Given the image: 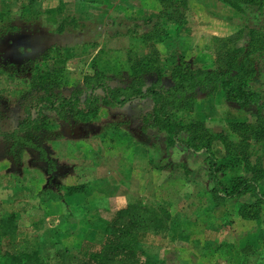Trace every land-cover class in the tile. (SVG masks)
<instances>
[{"label":"rangeland","instance_id":"374dc122","mask_svg":"<svg viewBox=\"0 0 264 264\" xmlns=\"http://www.w3.org/2000/svg\"><path fill=\"white\" fill-rule=\"evenodd\" d=\"M0 11L2 133L26 117L35 75L57 68L53 57L42 59L48 50H71L63 52L57 91L68 96L82 89L83 101L89 93L84 77L95 68L108 85L121 88L134 79L152 85L158 70L168 88L181 61L192 71L215 70L219 56L246 45L247 28L264 32V5L261 12L255 6L238 12L221 0H0ZM255 67L248 86L263 97L264 56ZM259 104L241 108L218 89L198 93L192 108L169 112L184 126L203 124L224 145L246 140L250 163L260 160L264 169V137L257 138L255 128L264 118ZM152 111L145 98L116 108L99 101L94 113L67 122L47 113L35 142L54 162L50 172L36 151L12 152L0 135V220L15 215L21 239L51 261L57 251L76 254L86 241L99 243L117 209L141 202L168 224L166 233L141 240L150 264H264V205L258 221L238 215L242 204L254 201L249 194L216 206L206 155L181 145L167 149L164 134L144 124ZM232 163L228 177H251L239 159ZM259 191L264 196V179Z\"/></svg>","mask_w":264,"mask_h":264},{"label":"trees","instance_id":"16d2710c","mask_svg":"<svg viewBox=\"0 0 264 264\" xmlns=\"http://www.w3.org/2000/svg\"><path fill=\"white\" fill-rule=\"evenodd\" d=\"M221 1L238 12L242 10V6H255L261 12L264 5V0ZM4 12L0 11V20ZM61 31L62 28L59 27L58 32ZM246 36L247 43L244 47L232 49L218 57L215 70L192 71L181 61L180 65L173 69V83L168 88L161 84L162 73L158 70L157 81L152 85L145 86L141 80L134 79L128 87L121 88L108 85L102 72L95 68L93 76L84 77V85L89 89V93L83 101L82 89L76 88L68 96L57 91L63 72L60 66L66 62L63 52L68 53L71 50H48L42 59L46 61L53 57L57 68L52 72L35 75L26 92V117L17 128L0 132V135L9 141V149L12 152L16 149L21 151L25 147L36 151L50 172L54 162L47 158L43 147L35 142L36 131L44 125V122H40L47 113L67 122L69 118L87 117L94 113L99 101L108 107L116 108L135 99L150 98L153 111L144 118V124L164 134L167 149L181 145L193 153L203 152L206 155L207 178L213 185L209 195L214 204L222 206L226 201L249 194L254 201L242 204L238 215L244 220L258 221L261 207L264 205V196L259 191L260 183L264 179V169L260 160L253 165L250 163L246 140L224 145L225 141L220 140L223 137L206 134L203 124L194 122L184 126L175 121L174 114L169 112L170 108H192L198 93L207 91V95H213L218 89L226 101L241 108L259 103V108H264V96H259L248 86L256 73L257 57L264 56V32L247 28ZM98 91L101 92V97ZM256 124L257 138L264 137V118L259 116ZM184 135V138L181 137ZM235 159L243 163L245 171L251 177L242 178L238 174L228 177V171ZM225 178L227 179L224 180ZM15 182L8 180L6 184L13 187ZM15 218V215H11L8 219L0 220V258L5 264H150L142 258L140 244L143 236L150 232L164 234L168 229L166 220L157 211L141 202L130 203L117 209L106 221L101 228L99 243L86 241L76 254L66 250L57 251L51 261H46L32 249L29 241L21 239L22 233L14 223Z\"/></svg>","mask_w":264,"mask_h":264}]
</instances>
